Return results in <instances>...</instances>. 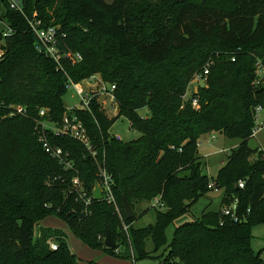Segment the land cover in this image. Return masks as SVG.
I'll list each match as a JSON object with an SVG mask.
<instances>
[{
	"label": "trees",
	"instance_id": "trees-1",
	"mask_svg": "<svg viewBox=\"0 0 264 264\" xmlns=\"http://www.w3.org/2000/svg\"><path fill=\"white\" fill-rule=\"evenodd\" d=\"M21 5L23 11L0 0V21L10 31L0 32V264H101L80 261L62 230L39 226L49 216L65 221L89 247L133 263L156 257L159 264H264L251 244L253 227L264 224V151L249 144L255 108L264 107V82H256V62L264 63V0H21ZM32 18L58 28L59 47L71 55L61 66L38 50ZM75 53L82 59L76 61ZM207 66L206 85L194 94L200 103L195 109L184 97ZM94 74L116 85L119 114L110 118L95 102L90 111L76 110L95 158L79 141L49 134L52 144L70 154L73 167L65 168L39 140V111L46 108L48 119L60 121L70 80ZM12 104L25 107L27 115L10 116ZM121 116L141 133L138 138L118 140L110 133ZM211 132L240 139L216 177L203 173L198 151L201 136ZM100 166L112 175L118 211L103 198L86 206L71 186L78 176L92 194ZM214 189L224 190L221 207L238 199L239 219L221 208L204 211L177 226L169 241L167 228ZM123 197L135 211L132 218ZM158 197L161 205L146 209H155V221L134 226L141 217L137 206ZM107 228L114 248L105 246ZM53 237L56 250L49 244Z\"/></svg>",
	"mask_w": 264,
	"mask_h": 264
},
{
	"label": "built area",
	"instance_id": "built-area-1",
	"mask_svg": "<svg viewBox=\"0 0 264 264\" xmlns=\"http://www.w3.org/2000/svg\"><path fill=\"white\" fill-rule=\"evenodd\" d=\"M10 7L16 10H22L21 0H7ZM30 25L35 32L38 40V50L45 54L46 56L52 58L58 66L62 65V60L68 58L70 53L61 51L59 47V39L58 34L59 30L55 26L44 27L42 25V21L37 18L29 19ZM10 33L9 29L4 33L7 36ZM3 51L1 50V42H0V57L2 56ZM76 61L82 59L80 53H75L72 55ZM209 75V66L205 67L203 71L198 72L193 77L191 83L189 84L187 93L184 97L186 101L191 100L192 106L195 109L200 108L199 100L195 93L198 92L199 88L202 87V83L194 88L193 93L189 96V89L191 84L196 82L204 81V85L207 82V78ZM256 76H257V83L264 82V63L261 59H258L256 62ZM68 87H73L78 96L80 97V104L79 105H71L66 106V111L64 112L60 121H54L52 119L47 118L48 109L42 108L39 111L40 118L36 121V131L39 136V140L42 142L45 150L50 153V155L62 163L65 168H72V161L70 159V154L68 151L64 150L61 146H57L52 144L49 141L48 135L55 134V135H64L69 136L80 143H82L92 154L95 158L96 151L93 149L91 137L87 131V128L82 121V119L76 113V110L83 109L90 111L92 109V104L95 102L99 105L100 109H102L105 113V102L110 100V104L114 105L115 108L119 111V105L116 101L115 97V89L116 85L112 83L106 82L100 74H94L89 77L82 79L79 82H74L70 80ZM11 111L9 113L10 116L14 115H27V110L25 107L21 105H10ZM107 114V113H106ZM255 116V123L256 126L252 132V136L256 137L258 132L264 127V107L262 105H258L254 111ZM109 117V116H108ZM131 127V123H130ZM112 134V133H111ZM116 139L123 140L122 137L117 134H112ZM264 178V174H263ZM244 180L239 181V187H244ZM96 184H99L101 187V193L103 199L110 204L116 207L118 211V202L116 196L113 192L112 188V175L107 172L105 168L100 166V173H99V180ZM71 186L74 190H76L80 197L85 202L86 206L91 204L94 198V194H89L82 181L78 176H75L71 181ZM214 183L210 182L209 187H213ZM96 200V199H95ZM160 197L156 198L153 201V206H160ZM238 199H235L231 204H226L221 207V213L225 216H231L235 220L239 219L238 214ZM125 229L127 227L125 226ZM51 249L56 250L58 249V243L56 242H49Z\"/></svg>",
	"mask_w": 264,
	"mask_h": 264
},
{
	"label": "rangeland",
	"instance_id": "rangeland-1",
	"mask_svg": "<svg viewBox=\"0 0 264 264\" xmlns=\"http://www.w3.org/2000/svg\"><path fill=\"white\" fill-rule=\"evenodd\" d=\"M107 2H112V0H106ZM8 26L5 22L0 21V32H6ZM204 86V81L194 82L191 84L189 89V96L193 93L194 88L198 87L200 84ZM206 85V84H205ZM64 102L66 106L79 105L80 97L78 96L76 90L73 87H69L67 94L64 96ZM110 100L105 102V110L107 115L111 118L119 114L117 108L110 104ZM141 115L146 116L147 110L143 109L139 111ZM110 133L117 135L119 134L124 141H129L138 138L141 133L130 127V121L121 116L119 117L114 125L110 129ZM240 143L239 138H228L220 132L206 133L199 139V156H201L202 171L209 177H216L219 169L225 163L226 157L230 150ZM249 144L252 148H260L264 151V127L258 132L256 137H252L249 140ZM256 155L252 156L251 159H255ZM224 194L223 189H214L207 192L203 197H201L196 203H194L191 209L185 213L180 218L176 219L167 228V237L170 241L173 237V232L177 226L187 221H194L200 218L205 211H217L222 205V196ZM153 206V201L141 203L137 206V215L141 216L137 218L134 222V226L141 227L146 226L155 221V209L150 208L147 212L146 209ZM39 226L52 227L62 230L67 235L68 245L73 253L77 255L80 261L96 260L101 264H159L161 259L153 257L147 258L133 263L131 260H126L111 256L104 253L99 249H94L86 245L83 241L77 238L69 226L62 219L49 216L39 223ZM39 226L35 230V236L39 235ZM126 226V225H125ZM128 227V226H126ZM252 247L257 252H261L264 257V224H259L252 229ZM56 237H53L50 241L58 243ZM49 241V242H50ZM147 249L152 251L153 243L151 240L147 241ZM162 249L155 253V256L160 255Z\"/></svg>",
	"mask_w": 264,
	"mask_h": 264
},
{
	"label": "water",
	"instance_id": "water-1",
	"mask_svg": "<svg viewBox=\"0 0 264 264\" xmlns=\"http://www.w3.org/2000/svg\"><path fill=\"white\" fill-rule=\"evenodd\" d=\"M93 194L96 200L101 199L102 193H101V187L99 186V184L95 185ZM123 202H124V206L126 209L127 218H132L135 215L134 209L132 208L131 204L128 202V200L125 197H123ZM105 246L108 248H114L116 246V241L112 236V232L110 228L106 229Z\"/></svg>",
	"mask_w": 264,
	"mask_h": 264
}]
</instances>
